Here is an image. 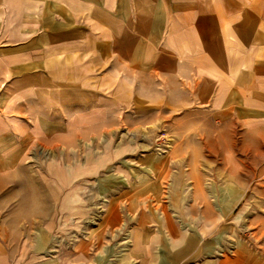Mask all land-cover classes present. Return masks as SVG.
<instances>
[{
  "label": "crops",
  "instance_id": "crops-1",
  "mask_svg": "<svg viewBox=\"0 0 264 264\" xmlns=\"http://www.w3.org/2000/svg\"><path fill=\"white\" fill-rule=\"evenodd\" d=\"M106 105L144 120L154 113L153 121H162L171 113L173 125L196 112L221 127L236 117L244 135H263L264 0H0V141L12 137L23 144L30 133L44 144L57 134L77 140L99 124L96 115ZM207 142L226 149L227 131ZM18 155L11 152L13 159ZM4 160L1 151L0 208ZM241 196L233 197V206ZM24 207L26 214L10 221L15 239L0 213V264H53L28 250L37 217ZM163 217L143 213L139 220L166 223L172 233L173 216ZM202 228L184 234L174 254L149 248L165 232L141 234L139 264H264L256 255L242 257L239 248L224 253L221 240L219 247L202 245ZM12 240H22V251ZM74 251L59 255L82 261L83 249Z\"/></svg>",
  "mask_w": 264,
  "mask_h": 264
},
{
  "label": "rangeland",
  "instance_id": "rangeland-1",
  "mask_svg": "<svg viewBox=\"0 0 264 264\" xmlns=\"http://www.w3.org/2000/svg\"><path fill=\"white\" fill-rule=\"evenodd\" d=\"M170 116L153 121V113L144 120L138 112L106 105L96 115L99 124L77 140L69 135L62 141L57 134L44 144L30 133L23 144L12 137L0 141L6 171L0 213L10 223L15 215L26 214V205L35 212L36 240L34 245L31 238L28 250L37 261L139 264L141 234L153 238L165 232V239L149 248L174 254L183 247L182 236L193 229L201 232L203 224L202 245L219 247L221 240L224 253L239 248L242 257L264 259V134L244 135L236 117L221 127L203 112L191 115L192 121L182 114L185 118L174 125ZM224 130L226 149L207 142ZM12 151L19 153L17 158ZM143 213L163 220L173 216L176 228L171 233L166 223L162 227L152 218L141 223ZM12 224L5 226L15 239ZM12 241L16 252L22 251V240ZM63 249H83L85 256L78 262L75 256L60 257Z\"/></svg>",
  "mask_w": 264,
  "mask_h": 264
}]
</instances>
